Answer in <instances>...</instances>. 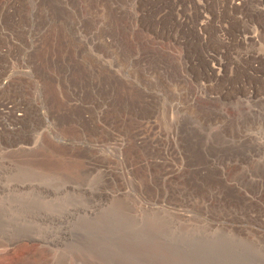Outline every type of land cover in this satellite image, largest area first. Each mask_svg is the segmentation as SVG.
<instances>
[{
    "label": "rangeland",
    "instance_id": "374dc122",
    "mask_svg": "<svg viewBox=\"0 0 264 264\" xmlns=\"http://www.w3.org/2000/svg\"><path fill=\"white\" fill-rule=\"evenodd\" d=\"M0 264H264V0H0Z\"/></svg>",
    "mask_w": 264,
    "mask_h": 264
}]
</instances>
